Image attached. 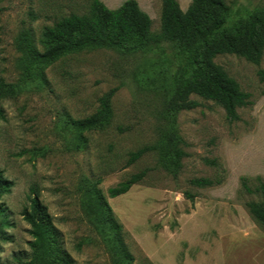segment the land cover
Here are the masks:
<instances>
[{
	"label": "rangeland",
	"instance_id": "obj_1",
	"mask_svg": "<svg viewBox=\"0 0 264 264\" xmlns=\"http://www.w3.org/2000/svg\"><path fill=\"white\" fill-rule=\"evenodd\" d=\"M101 1L116 9L126 0ZM136 1L151 17L152 31L159 32L162 0ZM226 1L230 20L246 19L264 6V0ZM178 2L185 11L192 0ZM91 3L0 2V80L17 88L0 100V171L14 182L0 199L11 223L6 229L11 240L0 241V264L29 258L31 227L22 212L32 188L75 264H114L81 210L85 177L100 180L97 186L122 225L132 264H264V226L247 205H264V55L259 65L234 54L215 58L250 95L236 120L222 105L195 94L196 107L169 111L181 55L168 44L135 55L85 49L57 60L44 76L24 75L16 47L22 28L38 39L44 26L86 14ZM111 89L116 92L109 123L77 132L72 122L93 115ZM165 131L175 132L177 146L186 153L177 162L161 150ZM150 145L159 148L129 164L132 152ZM143 169H149L147 176L127 193L108 196L110 188ZM199 177L220 183L193 185Z\"/></svg>",
	"mask_w": 264,
	"mask_h": 264
},
{
	"label": "trees",
	"instance_id": "obj_2",
	"mask_svg": "<svg viewBox=\"0 0 264 264\" xmlns=\"http://www.w3.org/2000/svg\"><path fill=\"white\" fill-rule=\"evenodd\" d=\"M162 2L159 32L152 31L151 17L136 0H126L116 9L109 8L101 0H92L88 13H73L53 25L44 26L38 39L30 28L23 27L16 39V47L21 54L19 67L24 75L36 73L44 76V69L57 60L85 49H112L135 55L168 44L177 47L181 55L168 101L169 111L175 113L196 107L198 102L191 99L195 94L222 105L229 119H238V108L248 103L250 95L215 58L234 54L256 65L261 63L264 55V6L250 13L246 19L230 20L231 7L226 0H192L185 11L178 0ZM32 18L36 16L32 14ZM16 92L14 84L0 80V100ZM115 92L116 89H111L100 98V107L93 115L72 122L77 132L90 131L109 123ZM163 136L166 143L161 144V150L166 149L170 158L174 156L175 161H179L186 153L177 146L175 132L165 131ZM158 148L157 145H150L132 152L129 164ZM209 163L221 166L216 160ZM148 171L143 169L121 181L108 190V196L115 198L127 193L147 176ZM191 183L208 187L220 183V180L199 177L193 178ZM98 184L100 180L88 177L81 181V210L108 247L113 263L132 264L134 257L124 242L122 225L115 218ZM13 186L14 182L0 171V199L11 192ZM186 196L195 202L193 194L187 192ZM247 205L252 217L264 226V205L254 201ZM22 215L31 227L32 240L29 242V258H20L21 264H75L63 247L61 233L48 207L34 188ZM8 217L7 208L0 204V241L11 240L6 231L11 226Z\"/></svg>",
	"mask_w": 264,
	"mask_h": 264
}]
</instances>
